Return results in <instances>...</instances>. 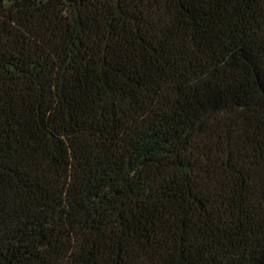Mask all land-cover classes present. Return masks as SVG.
I'll return each mask as SVG.
<instances>
[{
	"label": "trees",
	"instance_id": "trees-1",
	"mask_svg": "<svg viewBox=\"0 0 264 264\" xmlns=\"http://www.w3.org/2000/svg\"><path fill=\"white\" fill-rule=\"evenodd\" d=\"M0 264H264V0H0Z\"/></svg>",
	"mask_w": 264,
	"mask_h": 264
}]
</instances>
